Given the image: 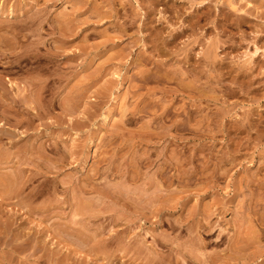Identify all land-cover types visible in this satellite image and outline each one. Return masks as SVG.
<instances>
[{
    "label": "rangeland",
    "instance_id": "obj_1",
    "mask_svg": "<svg viewBox=\"0 0 264 264\" xmlns=\"http://www.w3.org/2000/svg\"><path fill=\"white\" fill-rule=\"evenodd\" d=\"M0 10V264H264V0Z\"/></svg>",
    "mask_w": 264,
    "mask_h": 264
},
{
    "label": "bare ground",
    "instance_id": "obj_2",
    "mask_svg": "<svg viewBox=\"0 0 264 264\" xmlns=\"http://www.w3.org/2000/svg\"><path fill=\"white\" fill-rule=\"evenodd\" d=\"M35 2V1H34ZM46 2V1H45ZM70 2V1H69ZM71 3V2H70ZM202 3V2H201ZM72 4V3H71ZM74 4V3H73ZM200 4V3H199ZM37 5V4H36ZM203 5V4H202ZM9 6V5H8ZM29 7V6H28ZM7 8V7H6ZM30 8V7H29ZM34 8V7H33ZM18 9V8H17ZM24 9H26L25 7H24ZM28 10V9H27ZM4 11H6V10H0V15H2V14H5V15H7V13L9 12V14H8V16H5V17H9V15L11 14V16L9 17V18H4V19H1L0 18V22H4V21H7L8 22V20L10 19V20H14L15 21V23H16V21H25L27 18H29L30 16H26L25 14H24V12L22 11L21 12V14H19V13H13V12H11L10 13V11L8 10V12L6 13H4ZM18 11L20 12V9H18ZM17 11V12H18ZM16 12V11H15ZM97 16V15H96ZM98 16H99V14H98ZM33 17V16H32ZM59 17V16H58ZM3 18V17H2ZM52 18V17H51ZM50 18V19H51ZM102 18V17H101ZM30 19V18H29ZM98 19H100V18H98ZM28 20V19H27ZM43 21V20H42ZM49 20H47V22H48ZM53 21V20H52ZM11 22V21H10ZM26 22V21H25ZM67 22V21H66ZM54 23V22H53ZM11 24V23H10ZM50 24V23H49ZM18 25V24H17ZM60 25H62V23L60 24ZM50 26H51V24H50ZM65 26V25H64ZM63 26V27H64ZM2 27V26H1ZM63 27H61V28H63ZM65 27H67V26H65ZM70 27V26H69ZM69 27H67L68 29H69ZM42 28V27H41ZM60 28V27H59ZM44 29V28H43ZM1 31V30H0ZM4 31V30H3ZM6 31V30H5ZM38 31V30H37ZM68 31V30H67ZM69 31H70V29H69ZM24 32V31H23ZM3 33V32H2ZM66 35L68 34V33H65ZM68 36V35H67ZM4 37V36H3ZM173 37V36H172ZM174 38H176V37H174ZM39 41V40H38ZM41 42V41H40ZM39 43V42H38ZM69 43V42H68ZM71 48V47H70ZM48 51V50H47ZM67 51V50H66ZM61 53V52H60ZM57 50L55 51L54 49L52 50H49V52H45V53H42V59H44V60H46L47 62H53L54 60H55V58H57L58 56H62V54H60ZM65 53V52H64ZM73 52H72V50L71 49H68V51L66 52V57H68L69 55H71ZM19 54V53H18ZM25 55V54H24ZM19 57V56H18ZM25 57H27V54L25 55ZM34 57V56H33ZM32 57V58H33ZM35 58V57H34ZM69 58V57H68ZM20 59V58H19ZM18 60V59H17ZM46 62V63H47ZM67 62V61H66ZM41 70V69H40ZM53 75V74H52ZM41 86V85H40ZM42 88V87H41ZM40 88V89H41ZM43 89V88H42ZM48 90V89H47ZM44 92V91H43ZM42 95V94H41ZM16 101V100H15ZM40 103V102H39ZM65 103H68V102H65ZM26 104V103H25ZM28 105V104H27ZM66 106V105H65ZM68 107H71V106H69L68 105ZM123 107H121V109H122ZM69 109V108H68ZM71 109V108H70ZM69 109V110H70ZM124 109V108H123ZM125 109H126V107H125ZM121 111H123V110H121ZM125 111V110H124ZM86 112V111H85ZM125 113V112H124ZM116 114V113H115ZM114 115V114H113ZM112 116V112L111 111H108V113L104 116V121L105 120H108L110 117ZM123 116V115H122ZM250 202V201H249ZM250 204V203H249ZM256 204V203H255ZM259 205V204H258ZM260 206V205H259ZM258 206V207H259ZM240 207V206H239ZM249 207H250V205H249ZM241 208V207H240ZM253 210V209H252ZM262 210V209H261ZM258 212V211H257ZM264 212V211H263ZM252 213V212H251ZM260 213V212H259ZM256 214V213H255ZM258 215V214H257ZM262 215V214H261ZM250 216V215H249ZM256 216V215H255ZM263 219V218H262ZM245 220H247V221H250L251 219H245ZM256 221V220H255ZM252 222V221H251ZM249 224H253V223H249ZM247 227V226H246ZM248 228V227H247ZM257 229H259V228H257ZM249 230V229H248ZM257 231V230H256ZM247 232V231H246ZM243 233V232H242ZM245 233V232H244ZM252 234H253V232H252ZM240 236L242 235V234H239ZM27 237V236H26ZM256 237V236H255ZM253 238V237H252ZM239 239H240V237H239ZM239 241V240H238ZM234 243V242H233ZM253 245V244H252ZM23 247V246H22ZM246 247V246H245ZM244 247V248H245ZM233 248H235V247H233ZM242 250V249H241ZM248 250V249H247ZM199 256V255H198ZM192 258V257H191Z\"/></svg>",
    "mask_w": 264,
    "mask_h": 264
}]
</instances>
